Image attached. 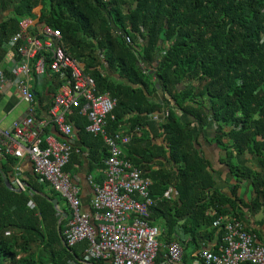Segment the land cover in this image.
I'll return each mask as SVG.
<instances>
[{
    "label": "trees",
    "instance_id": "obj_1",
    "mask_svg": "<svg viewBox=\"0 0 264 264\" xmlns=\"http://www.w3.org/2000/svg\"><path fill=\"white\" fill-rule=\"evenodd\" d=\"M38 5L42 9L37 22L60 29L66 51L83 62L101 93L117 99L115 118L108 120L107 129L112 133L121 127L130 134L126 156L152 179L151 195L162 196L172 185L177 189V197L152 208V224L154 215L164 217L173 234L187 217L185 232L196 241L198 229L213 227L223 214L220 205L232 204L212 192L209 163L195 145L194 121H186L185 114L201 128L212 121L216 141L232 148V156L245 151L258 155L259 171L230 166L237 176L253 177V203L264 198V0H0V12L12 8L11 16L0 23V47L18 31L21 18L36 16L33 9ZM104 63L124 81L105 73ZM157 82L164 96L161 102L153 99ZM164 101L169 103L167 116ZM155 114L162 121H156ZM67 118L91 139V162L105 159L101 136L85 134L88 118L78 108H72ZM157 136L167 145L153 143ZM168 152L176 162L174 169L150 167L155 157H167ZM78 155L73 151L65 171H71ZM4 157L0 160V264H105L85 260L87 242L67 245L66 221L59 232L60 215L51 202L55 191L36 174L30 176L26 191L6 186L3 174L10 178L18 160ZM31 198L37 209L29 206ZM210 208L216 210L214 215L207 213ZM221 236L219 230V243ZM184 261L192 264L186 255Z\"/></svg>",
    "mask_w": 264,
    "mask_h": 264
},
{
    "label": "built area",
    "instance_id": "obj_2",
    "mask_svg": "<svg viewBox=\"0 0 264 264\" xmlns=\"http://www.w3.org/2000/svg\"><path fill=\"white\" fill-rule=\"evenodd\" d=\"M125 39L131 43L129 35H125ZM7 45L15 50L16 58L9 70L12 77L0 68V91L14 85L28 104L26 116L12 128H3L0 123V154L18 159L10 179L12 185L21 191L29 188V179L21 166V160L27 158L39 181L47 183L65 202V242L68 246L87 242L83 253L87 262L185 264L184 247L178 240L171 241L166 245V252L160 253L162 230L150 222L152 208L164 199H172L177 189L172 185L162 196L153 197L152 179L126 156L124 146L130 142V134L120 128L112 133L108 131V120L115 118L117 99L98 90L83 62L66 51L58 28L39 24L34 17L26 16L20 19L19 29ZM47 73L59 76L60 85L49 107L48 118H39L33 85L42 84ZM72 108H78L80 114L88 118L86 130L101 136L107 148L105 178L101 183L91 181V212L83 209L81 188L64 170L76 151L71 143L74 126L67 119V112ZM167 114L168 111H164V116ZM153 118L162 121L158 114ZM48 126L65 138L61 140L47 132ZM29 205L36 207L33 200ZM57 211L59 219L63 220L64 209L57 207ZM213 226L222 230L218 248L204 247L193 264H264V243L243 221L220 215Z\"/></svg>",
    "mask_w": 264,
    "mask_h": 264
},
{
    "label": "crops",
    "instance_id": "obj_3",
    "mask_svg": "<svg viewBox=\"0 0 264 264\" xmlns=\"http://www.w3.org/2000/svg\"><path fill=\"white\" fill-rule=\"evenodd\" d=\"M41 9H42L41 5H38L33 9L34 14L36 15L34 17L36 21L39 19V16L41 14ZM11 14H12V8L2 10L0 12V23L8 19L11 16ZM7 42L3 45V47H0V68H2L8 74L9 77H12L13 75L9 70L11 69L10 66L12 65L13 60L16 58V54H15L16 52L14 49H10L8 47ZM104 71L105 73L111 74L116 81H121V82L124 81V79H122L118 74L112 73L109 70L107 63H104ZM59 81H60L59 76L52 73L50 74L47 73L42 84L34 83L33 87H35L34 91L36 98L35 110L37 112V117L48 118L49 107L60 85ZM159 84L161 83L159 82ZM187 84L188 82L182 84L181 88H185ZM153 99L158 102L164 100V96L161 88L160 89L157 88V91H155V93L153 94ZM168 105L169 103L167 101H164V111L167 110V108L169 107ZM27 111H28V104L22 100L21 93L16 86L8 85L4 88V90L0 91V123L3 128H9V129L12 128L15 122L21 121L26 116ZM183 117L186 121H194L193 125L195 129L194 130L195 145L198 148L199 153L202 154L205 157V159L208 161L209 166L207 168V171L210 172V174L214 179V188L212 192L217 191L221 195L232 200V204L225 203L220 205V209L223 211V214L221 215L229 216L231 218L243 221L246 228L249 231L255 233L257 238L264 243V198H259L256 204L255 202L253 203V201H255L256 198V191L253 184V177L237 176L230 166L231 164L241 165V166L245 165L248 166L253 171H259L261 165L258 160V155L253 154L249 151H245L240 154L234 153V155L232 156L231 155L233 151L232 148L220 145L216 141L215 138L216 125L213 124L212 121H209V123L205 127L201 128L198 122L194 120L192 116L185 114L183 115ZM69 122H71L72 125L74 126V136L73 138H71V143L75 148L77 154H79L78 156L80 158H78V160H74L75 158L73 159L72 162L73 164L71 167L72 169L71 171H67V172L73 176L74 181L81 188L80 194H81L83 209L86 212H91L92 208L90 206V201L93 196V187L91 181L101 183L102 180L105 178L106 166L104 163V156L99 162H91L89 156L91 147L88 143L90 142L88 140L91 139H86L84 136L81 135L82 131H80V129L75 125L76 124L75 121H69ZM119 128L124 129L121 127ZM46 131L55 134L61 140L65 138L62 136V134L58 132V130H56L52 126H48L46 128ZM88 133L92 135V133L88 131L85 134ZM149 133H148L149 135H152L150 131ZM93 137H95V135ZM153 143L158 145H163V144L167 145L161 136L155 137ZM99 151L104 153L102 148L99 149ZM4 159L5 157L2 154H0V160H4ZM149 165L153 169H160L161 167L174 169L176 167V162L171 159L168 152L167 157H163V156L155 157L154 160L151 161ZM21 166L24 169V173L28 179L30 178V176L34 175L32 163L27 158L21 160ZM29 194L30 197L33 196L31 195L30 192ZM55 194H56L55 198L59 200L60 196L58 195L57 192H55ZM177 196H178V191H177V195H175L174 197ZM31 200L33 199L31 198ZM60 200L56 208L61 207L62 210L64 209V212H66L65 210L66 204L63 200H61L62 204H60ZM32 209H37V205L35 208ZM207 213L209 215H214L216 213V210L214 208H210L207 211ZM65 218L66 216H64L63 214V220L61 221V225L62 222L65 220ZM186 221H187V217L181 219L178 222V224L174 227V233L170 234L167 226V221L164 217L154 215V219H152V222H154L155 225L161 227L162 230V234L159 237V242L161 244L160 253L166 252V245L169 244L171 241L178 240L182 243L184 247V252H185L184 256L186 255V261L190 260L193 264L194 260L196 259L195 255H197L198 252L204 247H210L215 249L218 248L219 238H220L219 230L221 229L214 230L213 228L214 226L213 227L202 226L198 229V236H197L198 239L196 241H193L190 234L185 232L184 223ZM58 224H57V228L58 231L60 232L61 227L59 229ZM198 264H203V262H200Z\"/></svg>",
    "mask_w": 264,
    "mask_h": 264
},
{
    "label": "water",
    "instance_id": "obj_4",
    "mask_svg": "<svg viewBox=\"0 0 264 264\" xmlns=\"http://www.w3.org/2000/svg\"><path fill=\"white\" fill-rule=\"evenodd\" d=\"M152 72H153V71H151V73H152ZM156 86H157L158 89L161 88V84H159V82L156 83ZM0 170H1V169H0ZM3 178H4V182H5L6 186H7L9 189L14 190V191H16V192H22L20 189H16V188L12 185L11 180H10V178H9L8 176H6L5 174H3ZM51 201H52V203L54 204L55 207L58 206L59 200H58L57 198H53V199H51ZM63 214H64V216L67 215L66 212H63ZM61 221H62V219H60L59 224H58L59 229H60V227H61Z\"/></svg>",
    "mask_w": 264,
    "mask_h": 264
}]
</instances>
